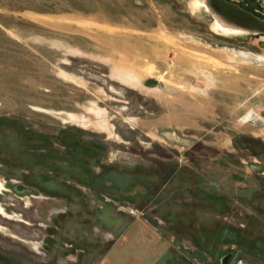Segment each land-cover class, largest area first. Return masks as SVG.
<instances>
[{"label": "rangeland", "instance_id": "obj_1", "mask_svg": "<svg viewBox=\"0 0 264 264\" xmlns=\"http://www.w3.org/2000/svg\"><path fill=\"white\" fill-rule=\"evenodd\" d=\"M204 1L0 0V264H264V32Z\"/></svg>", "mask_w": 264, "mask_h": 264}, {"label": "water", "instance_id": "obj_2", "mask_svg": "<svg viewBox=\"0 0 264 264\" xmlns=\"http://www.w3.org/2000/svg\"><path fill=\"white\" fill-rule=\"evenodd\" d=\"M204 3L213 14V10L217 11L226 21L231 22L238 28L240 27L239 29L251 32H264V18L240 7L236 3L233 4L225 0H205ZM213 5L214 7H211Z\"/></svg>", "mask_w": 264, "mask_h": 264}, {"label": "crops", "instance_id": "obj_3", "mask_svg": "<svg viewBox=\"0 0 264 264\" xmlns=\"http://www.w3.org/2000/svg\"><path fill=\"white\" fill-rule=\"evenodd\" d=\"M226 145H227L226 147H228V146L230 145V141H228V142L226 143Z\"/></svg>", "mask_w": 264, "mask_h": 264}, {"label": "bare ground", "instance_id": "obj_4", "mask_svg": "<svg viewBox=\"0 0 264 264\" xmlns=\"http://www.w3.org/2000/svg\"><path fill=\"white\" fill-rule=\"evenodd\" d=\"M238 264H247V263H244V262H239Z\"/></svg>", "mask_w": 264, "mask_h": 264}]
</instances>
